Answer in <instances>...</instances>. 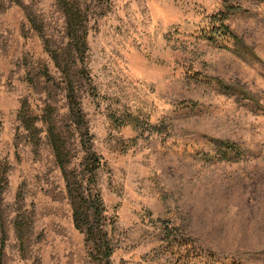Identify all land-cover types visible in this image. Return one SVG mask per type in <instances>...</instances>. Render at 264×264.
Returning <instances> with one entry per match:
<instances>
[{
    "label": "rangeland",
    "instance_id": "1",
    "mask_svg": "<svg viewBox=\"0 0 264 264\" xmlns=\"http://www.w3.org/2000/svg\"><path fill=\"white\" fill-rule=\"evenodd\" d=\"M0 264H264V0H0Z\"/></svg>",
    "mask_w": 264,
    "mask_h": 264
},
{
    "label": "trees",
    "instance_id": "2",
    "mask_svg": "<svg viewBox=\"0 0 264 264\" xmlns=\"http://www.w3.org/2000/svg\"><path fill=\"white\" fill-rule=\"evenodd\" d=\"M73 16V14H69V18L71 19ZM73 92V91H72ZM71 104V112L73 114V117H76L77 119H83L84 115H83V110L81 108V106H79L78 104L76 105V102H70ZM228 143L226 142H219L220 146H227V147H231L233 148L234 146L231 145H226ZM56 151L59 157H62V148L59 145V143L56 145ZM90 155L88 157V162H87V166L88 168H90L91 171H95V168L100 165L101 158L97 157V153L94 151H90ZM89 180L94 181L93 180V175L92 178H89ZM85 181V177L84 180L82 179V182ZM90 184V182H89ZM91 193V194H89ZM92 189L88 190V192L86 194H89L87 196V200L91 199V197H93L94 195L92 194ZM86 197L83 196V200L81 201V203H79L78 206H76V211H75V222L77 227L81 228L84 226V229H87V232L89 233L91 239L94 238L95 242L97 243V246L100 247L102 254H104V258L106 259V261H109V257L111 255V251H110V243H108V240H106V234L104 232V230L102 228H100L101 231L97 232L96 230H94V228L92 226L89 225V219L88 216H86V214L89 213V211L85 210V202H86ZM96 202H94V204L96 205V207H93V209L95 210L96 213L100 212V206H101V200L99 199V197H96L95 199ZM87 203V202H86ZM89 227V228H88ZM107 241V242H106ZM108 263V262H107Z\"/></svg>",
    "mask_w": 264,
    "mask_h": 264
}]
</instances>
